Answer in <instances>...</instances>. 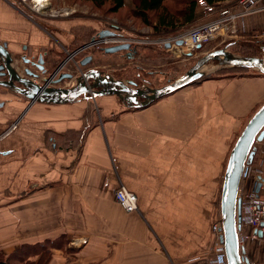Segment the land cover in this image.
<instances>
[{
  "label": "crops",
  "instance_id": "1",
  "mask_svg": "<svg viewBox=\"0 0 264 264\" xmlns=\"http://www.w3.org/2000/svg\"><path fill=\"white\" fill-rule=\"evenodd\" d=\"M16 4L0 0V44L33 56L58 50ZM195 12L181 30L202 22ZM236 27L264 32V1ZM0 102L4 255L37 244L46 249L27 255L32 264H206L230 142L264 102V74L208 76L136 108L115 95L27 106L2 87ZM120 184L137 211L114 200Z\"/></svg>",
  "mask_w": 264,
  "mask_h": 264
},
{
  "label": "water",
  "instance_id": "2",
  "mask_svg": "<svg viewBox=\"0 0 264 264\" xmlns=\"http://www.w3.org/2000/svg\"><path fill=\"white\" fill-rule=\"evenodd\" d=\"M111 32L101 31L100 37L111 35ZM182 40L177 41L181 45ZM166 49L170 44L164 45ZM200 48V46H197ZM133 47L128 44H119L105 47L103 53L113 54L124 52L128 59L133 58ZM39 54V53H38ZM191 57L192 52L185 53ZM36 56V55H35ZM34 56L22 53H11L6 43L0 44V87L9 89L17 95L28 100V105L33 102L41 103H69L79 98H96L103 95H115L128 108L144 107L151 102L177 91L195 81L207 77L206 66L209 62L216 61L218 68L236 67L254 69L264 74V57L236 55L227 49V45L206 52L200 56L183 74L159 87H148L144 84L137 85L133 80H122L109 73L90 68L82 71L75 82L69 87L57 86L63 80L73 79L71 73H63L57 79H52L57 66L52 70L53 75H48V68L43 66V57L38 55L39 61L33 60ZM93 57L88 55L79 61L80 66L91 64ZM58 66L63 63V60ZM22 67H17V64ZM36 70H35V69ZM51 73V74H52ZM39 80V81H38ZM42 82V83H39ZM264 138V102L248 119L241 132L238 134L229 152L225 165L223 183L220 192V218L221 235L227 264H247L248 260L239 250L237 240V227L240 223V204L237 199V190L245 162H251L254 155V143ZM259 185L256 186L258 191Z\"/></svg>",
  "mask_w": 264,
  "mask_h": 264
},
{
  "label": "rangeland",
  "instance_id": "3",
  "mask_svg": "<svg viewBox=\"0 0 264 264\" xmlns=\"http://www.w3.org/2000/svg\"><path fill=\"white\" fill-rule=\"evenodd\" d=\"M20 2L22 4L19 5L17 3V6H23L25 8L24 14L35 25L41 27V29H43L42 27L47 29L43 30L48 36V41L50 43L49 47L53 43L54 46L58 48V50L54 52L52 50H46L49 54L59 53L61 55L59 61L63 60V63L58 66L61 62L57 61L56 66L60 68L64 65L60 69L61 72L69 71L75 75L73 79L63 80L61 83L57 84V86L61 87L73 85L75 82L74 78L82 71L90 68L112 74L113 77L117 78L113 75V73H115L119 76L117 79L122 80H125L124 77H133L135 74H138L141 85L159 87L166 84L169 79H174L183 74L200 56L208 51L227 45L229 51L236 55H242L244 53H253L254 51L258 52V49L261 51V47L264 44V32L260 33L262 34V38H259V33L255 36L253 31H248L243 34L238 33L233 39H227L225 42L231 40L228 44L225 42L219 43L217 40L210 41L189 57L181 53L178 46L164 49L158 40L159 38L164 39L185 33L189 28H187L186 31L180 28L177 29L178 27L172 31H157L154 26L156 24L154 19L152 25L144 24L142 20L131 15L127 6H124L117 13H112L108 4H105L103 7H97L85 0H43L41 4L38 2L35 3L34 0H20ZM42 4H46V7L42 11L43 14H38L37 7H40ZM106 24H117L121 26L132 42H139V44H135L136 47L139 46L138 53H136L132 59H127L122 51L106 54L103 53L102 50L90 49L77 55L78 60L87 54L86 52L93 55V61L86 67H75L73 66V62L65 61L68 57L66 50L70 53L75 48L89 41L90 38L94 36L96 30L101 29ZM50 27L55 29L52 31ZM59 44L64 47V51L61 47L59 48ZM155 51H162V54ZM137 66L142 69L137 68L138 70H136ZM127 68H129V70L126 71ZM229 68L230 67L218 68L216 62H209L206 66L207 77L216 76L219 72ZM253 71L257 72L254 69L239 70L236 72L243 75ZM245 124L246 121L243 123L242 128ZM3 137H5V135H3ZM235 138L230 142L231 147L236 140Z\"/></svg>",
  "mask_w": 264,
  "mask_h": 264
},
{
  "label": "built area",
  "instance_id": "4",
  "mask_svg": "<svg viewBox=\"0 0 264 264\" xmlns=\"http://www.w3.org/2000/svg\"><path fill=\"white\" fill-rule=\"evenodd\" d=\"M263 1L234 0L229 4H211L207 0H197L196 7L200 12L201 19H203L202 22L192 25L185 33L164 39L159 38L158 40L163 48L166 43H169L170 47L178 46L179 51L183 54L187 52L194 53L213 40L223 43L227 39L235 37L237 34V22L247 15L259 11ZM17 3L19 5L22 4L20 0H17ZM226 29L228 30L227 32ZM99 30L111 31L112 34L100 37L97 33L89 41L75 48L70 53L66 50L68 57L65 61H71L73 66L78 67L82 58L92 54L86 52L87 54L79 60L77 55L90 49L101 51L105 47L124 43H128L131 46L139 44L138 41L132 42L125 34L124 29L117 24H106ZM223 31L226 32V35L221 34ZM220 36L223 37L221 40ZM258 37L262 38V34ZM178 40H182L181 45H177ZM197 46H200V48H197ZM60 47L64 51V47L61 45ZM63 66L58 67L52 78L56 77ZM17 126L18 123H12L3 135L7 136ZM253 147V158L251 162H245L237 190V199L240 204V223L239 227H237V240L239 250L243 252L242 255L248 260L247 264H264V138L261 141H256ZM257 185H259L258 191H256ZM113 197L125 212L138 210L136 194L129 191L125 186L120 184L116 187L113 191ZM221 233L220 218L211 225L213 246L203 257L206 264H227L223 244L220 242ZM84 243H86V239L80 238L73 239L70 244L76 247Z\"/></svg>",
  "mask_w": 264,
  "mask_h": 264
},
{
  "label": "trees",
  "instance_id": "5",
  "mask_svg": "<svg viewBox=\"0 0 264 264\" xmlns=\"http://www.w3.org/2000/svg\"><path fill=\"white\" fill-rule=\"evenodd\" d=\"M85 1L91 2L93 5H96L97 7H103L105 4H108L110 6V11L112 13H117L124 6L125 7L127 6V8H129L128 10L131 13V15L142 20L144 24L152 25L154 19L156 21V24L154 26L157 31L160 30L172 31L175 30L177 27H178L177 29H179L184 24L193 22L196 17L195 8L197 5V0H130L129 2H125L124 0H85ZM207 1L211 4H216V2L223 0H207ZM97 31L98 30H96L95 34L98 33ZM253 33H256V31H253ZM230 41H227L225 43L228 44V42ZM138 49L139 46L136 47V53H138ZM155 52L162 54V51L161 52L155 51ZM242 55L264 57V44L261 47V51H259L258 49V52L254 51L253 53H244ZM137 68H141V67L137 66L136 70H138ZM127 70H129V68H127L126 71ZM239 70L243 71L247 69L230 67L229 69L221 71L218 74H226L232 72L237 73L236 71ZM113 75L119 78V76H117L115 73H113ZM124 79L133 80L135 83H137V85H141L139 82L138 74H135V76L133 77H124ZM219 219H220V209H219V197H218L215 220H219ZM41 249L45 250L46 247L36 244L33 246V251L30 253H39ZM27 255L25 254L23 247H21L19 250L9 255H4L0 250V264H32V261L27 259Z\"/></svg>",
  "mask_w": 264,
  "mask_h": 264
},
{
  "label": "flooded vegetation",
  "instance_id": "6",
  "mask_svg": "<svg viewBox=\"0 0 264 264\" xmlns=\"http://www.w3.org/2000/svg\"><path fill=\"white\" fill-rule=\"evenodd\" d=\"M43 29H45L46 30V28L45 27H42ZM53 44V43H52ZM54 45V44H53ZM132 47H133V50H132V52H133V56L134 55H136V46L135 45H132ZM59 48H60V44H59ZM26 53V50H23V53L22 54H25ZM27 54V53H26ZM29 54V53H28ZM48 54V55H47ZM38 55H41L42 57H43V66H46L47 68H48V75L50 74V75H53V73H52V68L55 66V65H53L54 63H48V57H50V54H49V52H46V51H41V52H39V54H37L36 56H34V58H33V60L36 62V61H39L38 59ZM47 55V56H46ZM124 55H125V53H124ZM92 57H93V55H91ZM47 57V58H46ZM125 57L127 58V56L125 55ZM94 59V58H93ZM128 59V58H127ZM35 69V68H34ZM52 69V70H51ZM36 70V69H35ZM52 73V74H51ZM63 73H65V72H61L60 74L58 73L57 75H56V77L55 78H52L53 80L54 79H57L58 77H59V75H61V74H63ZM0 79H5V78H3V77H0ZM62 82V81H61ZM60 82V83H61ZM2 88H4V87H2ZM4 89H6V90H9V89H7V88H4ZM13 93V92H12ZM16 94V93H15ZM18 96V95H17Z\"/></svg>",
  "mask_w": 264,
  "mask_h": 264
},
{
  "label": "bare ground",
  "instance_id": "7",
  "mask_svg": "<svg viewBox=\"0 0 264 264\" xmlns=\"http://www.w3.org/2000/svg\"><path fill=\"white\" fill-rule=\"evenodd\" d=\"M43 0H34V2H38L39 4L42 3ZM46 4H42L40 7H37V13L38 14H43L42 11L45 9ZM47 10V9H46ZM70 86V85H69Z\"/></svg>",
  "mask_w": 264,
  "mask_h": 264
}]
</instances>
